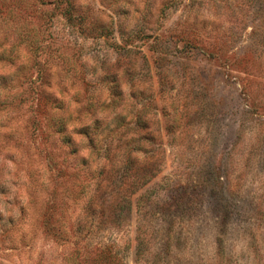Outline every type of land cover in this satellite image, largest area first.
I'll return each instance as SVG.
<instances>
[{"label":"rangeland","instance_id":"obj_1","mask_svg":"<svg viewBox=\"0 0 264 264\" xmlns=\"http://www.w3.org/2000/svg\"><path fill=\"white\" fill-rule=\"evenodd\" d=\"M0 264H264V0H0Z\"/></svg>","mask_w":264,"mask_h":264}]
</instances>
